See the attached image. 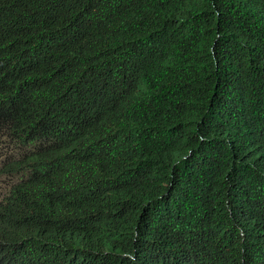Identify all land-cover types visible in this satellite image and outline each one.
Segmentation results:
<instances>
[{"label": "trees", "instance_id": "obj_1", "mask_svg": "<svg viewBox=\"0 0 264 264\" xmlns=\"http://www.w3.org/2000/svg\"><path fill=\"white\" fill-rule=\"evenodd\" d=\"M0 264H264V0H0Z\"/></svg>", "mask_w": 264, "mask_h": 264}]
</instances>
